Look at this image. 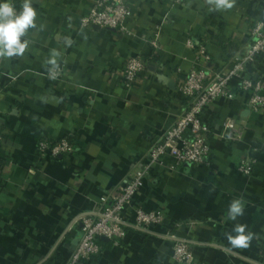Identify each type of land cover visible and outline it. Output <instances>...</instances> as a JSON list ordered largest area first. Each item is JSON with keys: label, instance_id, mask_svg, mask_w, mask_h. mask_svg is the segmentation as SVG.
Instances as JSON below:
<instances>
[{"label": "crops", "instance_id": "crops-1", "mask_svg": "<svg viewBox=\"0 0 264 264\" xmlns=\"http://www.w3.org/2000/svg\"><path fill=\"white\" fill-rule=\"evenodd\" d=\"M18 2L23 11L24 0ZM5 0H0V3ZM96 0H31L35 27L21 37L23 56L0 57V264H67L80 240L83 214L95 212L142 168L156 139L188 106L180 84L197 65L215 72L231 67L264 22V0H231L216 9L208 0L172 4L128 0L127 32L82 19ZM162 28L153 54L144 35ZM204 43L210 60H200L188 40ZM59 53L56 67L49 64ZM148 67L128 91L121 80L134 55ZM60 68L62 76L49 71ZM264 79V55L248 74ZM234 99L219 98L203 119L211 128L210 164H177L167 158L146 178L136 198L146 210L167 213L164 232L189 242L193 264H264V110L250 108V94L234 82ZM232 130L240 140L230 141ZM74 138L76 152L44 157L40 143ZM254 161L252 175L241 171ZM243 215L227 218L233 200ZM237 224L251 233L247 248L232 247L226 234ZM91 264H178L175 241L153 232L132 231L102 239Z\"/></svg>", "mask_w": 264, "mask_h": 264}, {"label": "built area", "instance_id": "built-area-1", "mask_svg": "<svg viewBox=\"0 0 264 264\" xmlns=\"http://www.w3.org/2000/svg\"><path fill=\"white\" fill-rule=\"evenodd\" d=\"M172 4H184L187 0H161ZM11 6L17 15L22 12L19 3ZM132 11L128 0H96L90 13L82 19V28L100 26L127 32L126 22ZM162 28L157 27L150 36L144 35L152 47L153 54L160 48ZM253 42L244 55H236L227 70H220L210 76L209 70L202 65L195 66L180 84V93L188 100V106L171 128L156 139L146 160L126 183L115 193L111 201L105 197L99 208L90 214L78 218L82 225L79 244L67 264H91L102 251L101 239L115 240L126 236L131 231L153 232L175 241L173 258L178 264H193L195 254L188 241L180 239L171 230L164 232L167 213L162 210H146L135 203L146 178L158 166H164L166 159L174 158L177 164H210L212 142L211 128L205 123L204 112L219 98L234 99L232 85L236 82L240 90L250 94V108L254 112L264 110V79H257L248 74L251 65L264 55V22L258 23L252 32ZM188 45L197 49L200 60L208 61L207 46L188 40ZM149 60L142 54L132 56L121 73V80L126 90L131 91L148 67ZM1 69V68H0ZM52 78H60L62 70L52 68ZM240 132L232 130L228 134L230 141L240 140ZM4 142L0 132V145ZM39 151L44 157H64L75 152V147L67 138L57 142L44 140ZM254 161L243 160L241 171L252 175Z\"/></svg>", "mask_w": 264, "mask_h": 264}, {"label": "clouds", "instance_id": "clouds-1", "mask_svg": "<svg viewBox=\"0 0 264 264\" xmlns=\"http://www.w3.org/2000/svg\"><path fill=\"white\" fill-rule=\"evenodd\" d=\"M216 9H227L232 7L231 0H208ZM36 11L31 6V0H24L23 11L17 15L14 8L8 3H0V57H13L14 55L23 56L28 47V41L21 40L29 28H34ZM58 52L53 50L49 64L56 67V57ZM243 215V203L241 200H233L228 206L227 218L236 220ZM244 224H237L233 231L235 235L226 234L228 243L235 248H247L252 239L251 233H245Z\"/></svg>", "mask_w": 264, "mask_h": 264}, {"label": "trees", "instance_id": "trees-1", "mask_svg": "<svg viewBox=\"0 0 264 264\" xmlns=\"http://www.w3.org/2000/svg\"><path fill=\"white\" fill-rule=\"evenodd\" d=\"M261 57H262V56H259V57H258V60H260ZM3 137H4V135H3ZM67 140H69L70 143L74 145V147H75V152H76V145L74 144V142H75V141H74V138H67ZM4 141H5V137H4ZM75 152H74V153H75ZM1 164H2V163H1V161H0V167H1ZM128 232H132L131 229H128ZM100 242H102V239L100 240Z\"/></svg>", "mask_w": 264, "mask_h": 264}, {"label": "water", "instance_id": "water-1", "mask_svg": "<svg viewBox=\"0 0 264 264\" xmlns=\"http://www.w3.org/2000/svg\"><path fill=\"white\" fill-rule=\"evenodd\" d=\"M79 242V240H77Z\"/></svg>", "mask_w": 264, "mask_h": 264}]
</instances>
